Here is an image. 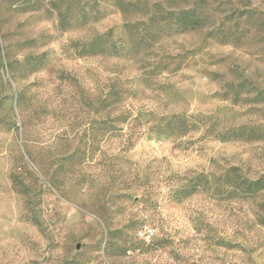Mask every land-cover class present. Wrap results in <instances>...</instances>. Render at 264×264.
I'll use <instances>...</instances> for the list:
<instances>
[{"label":"rangeland","instance_id":"374dc122","mask_svg":"<svg viewBox=\"0 0 264 264\" xmlns=\"http://www.w3.org/2000/svg\"><path fill=\"white\" fill-rule=\"evenodd\" d=\"M260 178L264 0H0V264H264Z\"/></svg>","mask_w":264,"mask_h":264},{"label":"trees","instance_id":"16d2710c","mask_svg":"<svg viewBox=\"0 0 264 264\" xmlns=\"http://www.w3.org/2000/svg\"><path fill=\"white\" fill-rule=\"evenodd\" d=\"M205 13L204 7L202 6H194V7H188L180 9L178 12H175L174 15L176 17V21H178V31L180 32H187L192 30H197L204 26L203 22V14ZM105 34L97 35L95 38H93L90 42H88V45L90 46V49H93L91 53H97L104 51V48H97L99 47L103 42V38L105 37ZM99 49V50H96ZM185 118H179L178 120L172 119L165 122V124L160 128L161 131L167 133H176V132H182L186 131L189 128H192L193 125L189 122L185 123ZM180 121V122H179ZM250 185L256 187V189H260L264 187V179L260 178L254 181L250 182Z\"/></svg>","mask_w":264,"mask_h":264}]
</instances>
